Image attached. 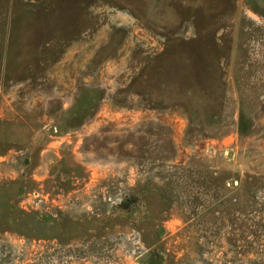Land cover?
Listing matches in <instances>:
<instances>
[{"label":"rangeland","instance_id":"374dc122","mask_svg":"<svg viewBox=\"0 0 264 264\" xmlns=\"http://www.w3.org/2000/svg\"><path fill=\"white\" fill-rule=\"evenodd\" d=\"M0 264H264V0H0Z\"/></svg>","mask_w":264,"mask_h":264},{"label":"trees","instance_id":"16d2710c","mask_svg":"<svg viewBox=\"0 0 264 264\" xmlns=\"http://www.w3.org/2000/svg\"><path fill=\"white\" fill-rule=\"evenodd\" d=\"M136 201H137L136 198H134V200L127 199L125 202H121L120 205L122 207H126V209H128L130 207V205L135 204ZM57 259L58 258H56V260H55L56 263H57ZM41 260H43V259H41Z\"/></svg>","mask_w":264,"mask_h":264}]
</instances>
